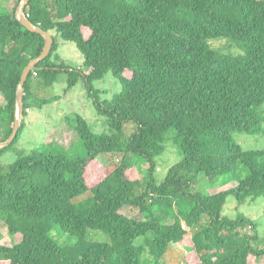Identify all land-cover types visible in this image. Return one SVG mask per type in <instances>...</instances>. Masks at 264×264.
I'll list each match as a JSON object with an SVG mask.
<instances>
[{
	"label": "trees",
	"instance_id": "16d2710c",
	"mask_svg": "<svg viewBox=\"0 0 264 264\" xmlns=\"http://www.w3.org/2000/svg\"><path fill=\"white\" fill-rule=\"evenodd\" d=\"M21 1L12 11L0 9V141L14 127L23 70L45 45L17 18ZM25 11L82 51L90 71L67 70L68 88L85 81L111 132L94 133L77 115L85 156L33 149L0 163V229L13 239L0 243V264H163L174 243L193 250L198 264H253L251 256L264 264L258 224L222 214L229 195L239 204L264 197V148L244 150L234 136L264 130V0H30ZM219 38L243 54L213 48L210 41ZM56 49L55 40L30 72L25 116L35 72L53 73V83L64 70L51 61ZM108 72L122 89L102 99L93 81ZM24 129L23 121L0 155ZM169 136L182 159L159 184L155 158ZM105 153L122 155L113 170L99 164ZM131 155L146 160L148 178L131 177L132 168L138 171ZM240 165L247 174L233 188L192 192L200 173L214 179ZM126 206L142 218L122 213ZM90 231L110 241L92 240Z\"/></svg>",
	"mask_w": 264,
	"mask_h": 264
},
{
	"label": "rangeland",
	"instance_id": "374dc122",
	"mask_svg": "<svg viewBox=\"0 0 264 264\" xmlns=\"http://www.w3.org/2000/svg\"><path fill=\"white\" fill-rule=\"evenodd\" d=\"M17 2L18 0H0V9L12 11ZM84 32L85 36L90 33L86 30ZM53 35L57 43V49L53 52L51 61L64 70H58L53 83L47 82L49 75L53 73L49 75L45 73L34 74L32 76L30 106L29 110L26 109L27 114L24 115L23 120L25 129L16 146L0 155V163L2 164L8 165L14 162L20 154L29 153L33 149L48 150L50 148L53 152L67 153L73 158L85 156L86 150L76 129L77 115H81L87 121L94 133L111 132L108 118L97 113L85 81L80 78L74 86L68 88L69 74L67 70L80 69L87 73L90 71L84 64V54L74 42L64 40L56 32H53ZM210 44L217 50L231 52L235 55L238 53L243 54L241 49L224 38L211 40ZM126 75L130 76V72L127 71ZM93 86L100 91L102 99H112L122 89L119 79L112 72H108L102 79L94 80ZM43 99L52 101L40 106ZM262 109L264 114V106ZM170 134L172 136L173 132H170ZM171 136L164 143L165 150L155 158L157 170H155L154 175L159 184L165 179L171 167L182 159L180 149ZM234 136L244 150L264 148V130L258 135L237 132ZM121 156V154L105 153L98 157V161L106 171H109L120 163ZM131 156L138 167V171L135 167L130 170L131 177L139 178L143 176V178H148L146 160ZM246 174L247 171L244 170L242 165L236 173L218 176L214 179H210L205 173H200L197 181L192 186V192H201L206 195L216 194L224 189L233 188ZM122 213L142 218V214L137 208L126 206L122 209ZM222 214L231 219H235L239 214L253 219L258 224L260 238L258 247H264V197L252 201L248 199L245 203L239 204L234 195H229ZM170 220L168 219V221ZM248 230L250 231V229ZM91 231L88 238L102 242L110 241L109 237L103 232ZM56 232L57 229L53 233ZM138 242H142V240L138 239ZM0 243L8 246L13 245V239L6 228L0 229ZM254 245L257 247L256 244ZM162 261L163 264L199 263L194 251L181 243H174ZM251 263L257 264V260H254L252 256Z\"/></svg>",
	"mask_w": 264,
	"mask_h": 264
},
{
	"label": "water",
	"instance_id": "95a60500",
	"mask_svg": "<svg viewBox=\"0 0 264 264\" xmlns=\"http://www.w3.org/2000/svg\"><path fill=\"white\" fill-rule=\"evenodd\" d=\"M29 2L30 0H22L18 4L16 8L17 18L28 30L34 33L41 34L45 39V45L42 52L37 57L32 58L23 70L16 92V116L14 127L10 136L5 140L0 141V150L8 147L16 139L19 129L21 128L24 120L25 83L30 75V72L36 68L39 62L44 60L51 53L55 42L51 32L44 30L40 25H35L29 19L25 11L26 6Z\"/></svg>",
	"mask_w": 264,
	"mask_h": 264
},
{
	"label": "built area",
	"instance_id": "2783aa9c",
	"mask_svg": "<svg viewBox=\"0 0 264 264\" xmlns=\"http://www.w3.org/2000/svg\"><path fill=\"white\" fill-rule=\"evenodd\" d=\"M37 73L35 72V75H36ZM29 110V109H28Z\"/></svg>",
	"mask_w": 264,
	"mask_h": 264
}]
</instances>
